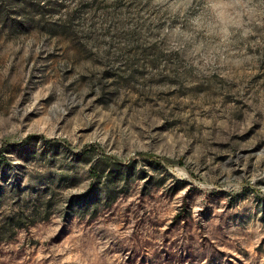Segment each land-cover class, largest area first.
<instances>
[{
	"label": "rangeland",
	"instance_id": "1",
	"mask_svg": "<svg viewBox=\"0 0 264 264\" xmlns=\"http://www.w3.org/2000/svg\"><path fill=\"white\" fill-rule=\"evenodd\" d=\"M202 6L0 0V264H264V0Z\"/></svg>",
	"mask_w": 264,
	"mask_h": 264
},
{
	"label": "clouds",
	"instance_id": "2",
	"mask_svg": "<svg viewBox=\"0 0 264 264\" xmlns=\"http://www.w3.org/2000/svg\"><path fill=\"white\" fill-rule=\"evenodd\" d=\"M176 3V10L184 15L195 0H176ZM251 4L252 0H203L202 10L189 21L191 30L182 31L178 26L175 32L183 35L187 41H195L199 33H205L209 37H218L222 44L232 40L234 30L242 38H247L252 29L245 21V16L251 18L257 14Z\"/></svg>",
	"mask_w": 264,
	"mask_h": 264
}]
</instances>
